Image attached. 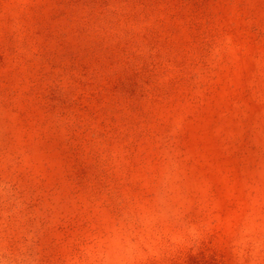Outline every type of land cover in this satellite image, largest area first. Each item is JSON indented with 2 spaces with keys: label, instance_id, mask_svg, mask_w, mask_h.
Instances as JSON below:
<instances>
[{
  "label": "rangeland",
  "instance_id": "1",
  "mask_svg": "<svg viewBox=\"0 0 264 264\" xmlns=\"http://www.w3.org/2000/svg\"><path fill=\"white\" fill-rule=\"evenodd\" d=\"M0 264H264V0H0Z\"/></svg>",
  "mask_w": 264,
  "mask_h": 264
}]
</instances>
